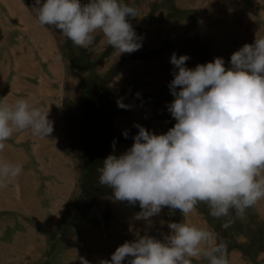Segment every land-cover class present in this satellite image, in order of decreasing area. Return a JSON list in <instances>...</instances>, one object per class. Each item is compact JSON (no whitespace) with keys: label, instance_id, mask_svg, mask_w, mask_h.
Wrapping results in <instances>:
<instances>
[{"label":"rangeland","instance_id":"rangeland-1","mask_svg":"<svg viewBox=\"0 0 264 264\" xmlns=\"http://www.w3.org/2000/svg\"><path fill=\"white\" fill-rule=\"evenodd\" d=\"M122 2L139 9L129 20L143 43L119 55L102 33L79 47L54 26L39 25L34 0H0V98H27L53 122L47 138L24 130L0 153L10 160L22 154L23 172H30L0 187V264H80V257L99 264L136 232L163 239L169 222L186 219L207 220L228 242L230 264H264V201L227 228L203 203L189 217L164 206L149 223L136 219L139 202L116 200L98 172L107 155L131 147L135 123L157 134L175 124L167 110L172 53L189 55L192 68L217 56L230 66L245 40L264 37V0ZM118 99L130 107H118Z\"/></svg>","mask_w":264,"mask_h":264},{"label":"clouds","instance_id":"clouds-1","mask_svg":"<svg viewBox=\"0 0 264 264\" xmlns=\"http://www.w3.org/2000/svg\"><path fill=\"white\" fill-rule=\"evenodd\" d=\"M32 9L39 25L54 26L79 47L92 44L97 33L119 55L142 47L129 20L139 17V9L122 0H34ZM189 59L175 52L170 57L174 99L167 110L175 124L157 134L135 123L139 131L131 147L104 158L99 183L111 188L116 200L138 201L136 219L150 223L164 206L189 217L203 203L212 217L226 218L227 228L264 201V37L233 52L230 66L222 56L194 68L186 65ZM117 104L130 107L121 99ZM24 130L47 138L53 132L49 111L24 97L12 103L0 98V153ZM123 135L127 138L128 130ZM22 172L23 162L0 157V187ZM168 228L163 239L136 232L99 264H193L194 259L230 264L228 242L206 219L171 221ZM80 264L91 262L80 257Z\"/></svg>","mask_w":264,"mask_h":264},{"label":"bare ground","instance_id":"bare-ground-1","mask_svg":"<svg viewBox=\"0 0 264 264\" xmlns=\"http://www.w3.org/2000/svg\"><path fill=\"white\" fill-rule=\"evenodd\" d=\"M255 2H256V1H255ZM257 2H259V1H257ZM211 5H212V4H211ZM218 28H219V27H218ZM131 123H132V122H131ZM21 134H23V133H21ZM20 137H21V136H20ZM18 141H19V140H18ZM8 144H9V143H8ZM11 146H12V145H11ZM11 149H12V148H10L9 145H8V147H7L5 150H11ZM27 159H28V158H27ZM15 161H21V162H22V160H20V159H16ZM25 161H26V160H25ZM25 161H24V162H25ZM29 161H30V159H29ZM24 162H23V163H24ZM30 162H31V161H30ZM31 165H32V164H31ZM33 166H34V165H33ZM28 169H29V168H28ZM57 169H58V168H57ZM30 171H31V169H30ZM58 171H59V170H58ZM58 171H57V172H58ZM29 173H30L29 171L22 172V174H21V178L26 179V177L29 176ZM55 174H57V173L55 172ZM55 179H56V178H55ZM14 181H15V179H14ZM20 181H21V179H20ZM61 181H62V180H61ZM18 182H19V180H18ZM15 183H16V182H15ZM27 183H28V182H27ZM60 183H61V182H60ZM11 184H12V181H11ZM17 184H18V183H17ZM22 186H27V185L23 183ZM11 189H12V188H11ZM14 189H15V188H14ZM17 192H19V191H17ZM18 194H19V193H16V195H18ZM2 201H3V199H2V200L0 199V206L2 205ZM16 205H17V203L15 202V203H14V206H16ZM41 213H42V212H41Z\"/></svg>","mask_w":264,"mask_h":264},{"label":"crops","instance_id":"crops-1","mask_svg":"<svg viewBox=\"0 0 264 264\" xmlns=\"http://www.w3.org/2000/svg\"><path fill=\"white\" fill-rule=\"evenodd\" d=\"M228 15H230V14H228ZM242 39V38H241ZM244 42H246V43H251L250 42V40H245ZM55 65H57V64H55ZM15 154H16V156H11V160H13V161H15L16 159H20V156L19 155H21L22 157H24L22 154H19L17 151L16 152H14Z\"/></svg>","mask_w":264,"mask_h":264}]
</instances>
